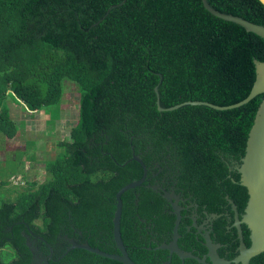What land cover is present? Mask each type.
<instances>
[{
    "label": "trees",
    "instance_id": "obj_1",
    "mask_svg": "<svg viewBox=\"0 0 264 264\" xmlns=\"http://www.w3.org/2000/svg\"><path fill=\"white\" fill-rule=\"evenodd\" d=\"M208 2L264 24L260 0ZM255 59L264 60V38L213 15L202 0H0V141L19 132L9 98L37 113L60 103L68 80L79 101L70 140H59L60 152L45 165L49 180L29 182L32 187L0 202V264H33L27 237L35 235L53 246L82 231L79 241L98 247L94 229L109 217L111 232L103 237L116 246V193L144 172L131 159L133 149L148 177L161 170L177 192L192 193L210 212L231 207L227 196L244 211L249 195L237 166L264 93L226 110L186 104L160 111L155 86L163 107L187 100L230 105L250 93ZM148 183L122 194V238L137 264H159L144 259L142 227L171 239L176 219ZM184 219L179 244H191ZM214 222L225 230V215ZM82 255L89 264H122L81 248L49 261L73 264Z\"/></svg>",
    "mask_w": 264,
    "mask_h": 264
},
{
    "label": "water",
    "instance_id": "obj_2",
    "mask_svg": "<svg viewBox=\"0 0 264 264\" xmlns=\"http://www.w3.org/2000/svg\"><path fill=\"white\" fill-rule=\"evenodd\" d=\"M260 1L264 4V0H260ZM202 3L204 7L213 15L222 18L224 20L234 22L245 28L247 31L253 32L264 38V24L253 22L239 15L222 12L211 6L208 0H202ZM254 62L256 66V80L253 84V87L250 93L247 95V97L236 103L230 105H218L205 100H187L173 106L163 107L160 104L158 86H155L158 109L160 111L175 110L186 104L206 105L218 110H226V109L240 107L248 103L257 95L264 93V60L255 59ZM131 159L139 162L142 165L144 172L141 178L127 183L126 185L121 187L116 193V209L114 211V216H113V224H114L113 235L118 252L109 253L107 251L102 250L99 247L92 246L89 242H77L74 238H71L67 235L66 239L69 241L70 245L65 250V252L62 255H60L58 260L63 258L72 249L81 248L88 250L92 253L114 259L116 261L121 262L122 264H137L130 257L126 249V245L122 238V233H121V217L123 211L122 194H124L126 191L130 189H135L143 185L147 178L148 169L143 159L138 154L135 153L134 149H133V156ZM237 170L240 173V183L247 188L249 197L246 206L244 208V212L240 217L237 204L234 203L233 200L229 198V196H227V199L232 204L233 210L235 212V218H236L235 225L238 228L239 237L241 239L240 253L237 257L233 259V262L241 263V264H250L252 257L260 253H264V98L260 103L254 123L249 131L245 154L241 158V164L237 166ZM147 186L152 187L154 190L161 191L163 193L162 195L171 202L172 212L176 215L171 241L163 242L162 244L159 245V247L164 249H169L171 253L173 252L177 253L182 260L186 258H195L200 262H202L203 264H210L208 261H206L205 258H200L191 251L182 250L178 245V240L181 236V234L179 233V225L182 219L181 205L179 204L178 196L174 192L171 193V192L163 191V189L157 184H153V185L148 184ZM137 202L138 200H136V203ZM213 216L216 217L217 214L214 213ZM242 223H245L247 227L250 229L251 232L250 246H247L245 241L243 240ZM205 238L207 240V247L209 248L208 255L210 257L212 264L232 263V261L225 260L219 256L216 250V245L213 243L209 233L205 235ZM27 245L29 246L35 258L34 248L32 247V244L29 241L28 237H27ZM170 263L171 260L169 259L165 261L163 264H170ZM43 264H50V261L47 258H44Z\"/></svg>",
    "mask_w": 264,
    "mask_h": 264
},
{
    "label": "flooded vegetation",
    "instance_id": "obj_3",
    "mask_svg": "<svg viewBox=\"0 0 264 264\" xmlns=\"http://www.w3.org/2000/svg\"><path fill=\"white\" fill-rule=\"evenodd\" d=\"M147 177H148V174H147ZM147 179L149 181L150 180L153 181V183H148V184L150 185L157 184L163 189V191H167L171 193L174 192L178 196V201H179V204L181 205L182 218H185L184 226L187 229L186 231L190 235H192L191 244H186L183 242L179 244V240H178V245L180 249L185 250V251H191L196 256L200 258H205L206 261L212 264L210 257L208 255L209 248L207 247V240L205 238V235L209 233L212 238L213 243L216 245V250L221 258L228 260V261H232L231 264H241V263L233 262V259L237 257L240 253L241 239L239 237L238 228L235 225L236 218H235V212L233 210L232 204H231V207H224L223 211L220 213L210 212L206 208L205 205L201 206L199 203H197L193 199L192 193H190L189 197H185L180 192H177L176 185L170 181V177L168 175H165V174L162 175L161 170L159 169L151 170L149 177L146 178V180ZM155 191L163 194L159 190H155ZM166 200L171 205V202L168 199ZM232 211H233V214H232ZM238 211L241 217L244 211H240L239 209ZM171 212H172V209H171ZM214 213L217 214L216 217L213 216ZM222 215L226 216L225 230L219 232L214 220ZM110 220L111 219L109 217L107 219H104L98 222L97 228L94 229V234L96 235L95 242L99 248H102V250L107 251L109 253H114V251L118 252L117 247L110 245V241L109 240L105 241L103 237L104 235H109L111 232ZM149 227L150 225L148 226L145 225L144 227H142V230L144 231V233H140L141 240L144 243H148L142 246L146 250V252L144 253L145 260H154L156 263L163 264L165 261L170 259L171 260L170 264H172L173 258L177 257L180 260V264H186L187 259L195 260L196 261L195 264H203L202 262H200L199 260L195 258H186L182 260L177 253L175 252L171 253L169 249L160 248L159 245L162 244L163 242H170L172 239V236H171V239H168L167 237H163L160 239L156 234H154L148 229ZM244 227L246 231L245 233H246L247 241L249 242V244H247L248 242H246V240L244 239L245 237ZM145 228H146V231H145ZM242 229H243V240L245 241L247 246H250L251 245L250 229L247 227L245 223H242ZM76 231L77 230H73V233H75ZM172 234H173V231H172ZM79 235L80 237L75 236L71 238H74L77 242H80L79 240L84 239L85 236H83L82 231L79 232ZM66 236L67 235L62 237L65 242L59 241L57 244L53 246L50 245L49 243L44 245V243H42V240L44 241V239L39 235H35L32 241L29 240L32 244V247L34 248L35 258L33 256V259H34L33 264H43L44 258H47L48 260L50 259L58 260L60 256H58V258H55L54 257L55 253H58L59 251H62L63 249L66 250L68 246L70 245L69 241L66 239ZM180 238H186V235L181 234ZM85 242H88V239H86ZM100 245H102V247ZM47 249H49V252H47ZM83 257L84 255H82L79 258L78 257L75 258L73 264H89L87 261H85L86 259ZM254 257H252V259ZM252 259L250 261V264H264V253H260L256 255L254 262H252ZM146 262L147 264H153L150 261H146ZM103 263L104 262L101 259H95L91 264H103Z\"/></svg>",
    "mask_w": 264,
    "mask_h": 264
},
{
    "label": "rangeland",
    "instance_id": "obj_4",
    "mask_svg": "<svg viewBox=\"0 0 264 264\" xmlns=\"http://www.w3.org/2000/svg\"><path fill=\"white\" fill-rule=\"evenodd\" d=\"M63 91L64 94L60 103L45 106L38 111L36 117L31 114H28L25 118L23 117L24 114L17 115L16 121L19 128L17 136L21 135V139H19L20 145L13 151L11 149L16 147H12L15 144L13 142L0 152V159H3L0 160L1 203L5 200H10V198H16L14 195L19 190H25L28 186L32 187V185L28 184L29 182L36 181L38 182L37 185H39L52 176L48 173L45 165L60 152L57 142L59 140H70V126L79 116L78 92L75 85L69 84V81L65 80ZM61 104H66L63 107L65 110H62ZM16 105L21 112H30L22 102H16ZM46 112H48L49 118L45 114ZM43 115H46L48 119L45 120ZM39 116L41 117L36 121ZM62 116H65L61 124L65 133L62 136L65 137L60 138L61 135L57 134V128L60 123L59 119ZM31 120L33 121L30 122ZM27 121L30 122V125ZM31 125H35V127L32 128Z\"/></svg>",
    "mask_w": 264,
    "mask_h": 264
},
{
    "label": "crops",
    "instance_id": "obj_5",
    "mask_svg": "<svg viewBox=\"0 0 264 264\" xmlns=\"http://www.w3.org/2000/svg\"><path fill=\"white\" fill-rule=\"evenodd\" d=\"M8 107H9V112L11 113V115L16 119L17 118V115L18 114H24V116H27L28 114H31V115H33L34 117H36L37 115V113H33V112H21L20 110H18L17 109V105H16V102L14 101V100H12L11 98H9L8 99ZM61 106H62V110H65L63 107L64 106H66V104H61ZM45 114H47V116H48V118L50 117L49 116V114H48V112H46ZM44 116V119L45 120H47L48 118H46V115H43ZM41 116H39V117H37L36 118V121H38V119L40 118ZM25 118V117H24ZM65 119V116H62V117H60V119H59V121H60V123L58 124V128H57V134L60 136V138L61 137H64V136H62L63 134L65 135V133H64V127L61 125L62 124V121ZM33 120H31L30 122H32ZM29 121H27V123L29 124L30 123ZM30 125V124H29ZM31 127L32 128H34L35 127V125H31ZM21 136V135H20ZM20 136H16V137H18V138H16L15 137V139L13 138V139H11V140H8L7 141V139H3V141H0V147H2V148H0V152L1 151H3V149L6 147V146H8L9 144H11V143H15L12 147H14V146H16L14 149H11V150H16L17 148H18V146L20 145V142H19V139H21L20 138ZM59 138V139H60ZM0 160H3V159H0ZM1 184V183H0Z\"/></svg>",
    "mask_w": 264,
    "mask_h": 264
}]
</instances>
